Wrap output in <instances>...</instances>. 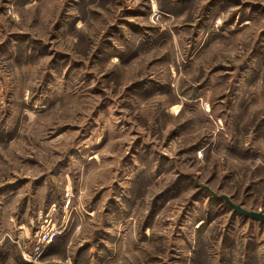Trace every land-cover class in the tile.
<instances>
[{
    "label": "rangeland",
    "instance_id": "1",
    "mask_svg": "<svg viewBox=\"0 0 264 264\" xmlns=\"http://www.w3.org/2000/svg\"><path fill=\"white\" fill-rule=\"evenodd\" d=\"M211 193L264 213V0H0V264H264Z\"/></svg>",
    "mask_w": 264,
    "mask_h": 264
},
{
    "label": "built area",
    "instance_id": "2",
    "mask_svg": "<svg viewBox=\"0 0 264 264\" xmlns=\"http://www.w3.org/2000/svg\"><path fill=\"white\" fill-rule=\"evenodd\" d=\"M58 234L57 232L51 233V234H45L38 236L37 241L33 244L31 249L23 252V258L26 262H32L35 261L39 256L41 255L43 251V245L49 244L53 240V238Z\"/></svg>",
    "mask_w": 264,
    "mask_h": 264
},
{
    "label": "water",
    "instance_id": "3",
    "mask_svg": "<svg viewBox=\"0 0 264 264\" xmlns=\"http://www.w3.org/2000/svg\"><path fill=\"white\" fill-rule=\"evenodd\" d=\"M211 195L219 200H224L233 210V212H237L245 217H248L250 219L258 220L262 223H264V213L261 212H254V211H248L244 208H242L239 205L233 204L230 199L226 195H216L215 193H211Z\"/></svg>",
    "mask_w": 264,
    "mask_h": 264
},
{
    "label": "crops",
    "instance_id": "4",
    "mask_svg": "<svg viewBox=\"0 0 264 264\" xmlns=\"http://www.w3.org/2000/svg\"><path fill=\"white\" fill-rule=\"evenodd\" d=\"M5 236V235H4ZM6 237V236H5ZM2 239L0 238V241H1Z\"/></svg>",
    "mask_w": 264,
    "mask_h": 264
}]
</instances>
